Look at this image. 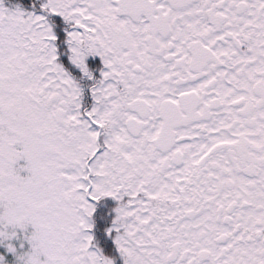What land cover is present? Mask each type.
Listing matches in <instances>:
<instances>
[{"label":"snow or ice","instance_id":"6c2138e0","mask_svg":"<svg viewBox=\"0 0 264 264\" xmlns=\"http://www.w3.org/2000/svg\"><path fill=\"white\" fill-rule=\"evenodd\" d=\"M0 264H264V0H0Z\"/></svg>","mask_w":264,"mask_h":264}]
</instances>
